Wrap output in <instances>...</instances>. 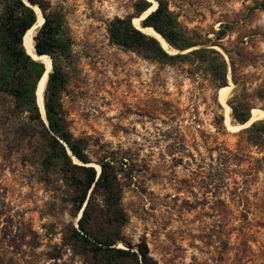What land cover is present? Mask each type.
Wrapping results in <instances>:
<instances>
[{
  "label": "rangeland",
  "instance_id": "rangeland-1",
  "mask_svg": "<svg viewBox=\"0 0 264 264\" xmlns=\"http://www.w3.org/2000/svg\"><path fill=\"white\" fill-rule=\"evenodd\" d=\"M49 1L74 39L68 123L89 141L95 166L108 156L124 169L127 239L146 240L160 264H264V135L246 132L251 123L228 126L219 87L196 64L110 42L109 21L134 12L136 0ZM263 3L169 0L181 27L204 42L232 24L220 47L201 45L235 56L243 82L229 78L228 104L240 95L264 109ZM35 146L27 128L0 119V264H88L64 244L78 217L60 183L40 181Z\"/></svg>",
  "mask_w": 264,
  "mask_h": 264
},
{
  "label": "trees",
  "instance_id": "trees-1",
  "mask_svg": "<svg viewBox=\"0 0 264 264\" xmlns=\"http://www.w3.org/2000/svg\"><path fill=\"white\" fill-rule=\"evenodd\" d=\"M156 1V9L141 24L154 27L177 53H171L157 37L134 24V17L153 5L150 0H136L134 12L109 21L110 42L150 60L196 64L194 70H202L219 88L229 85V68L233 82L237 85L243 82L232 50H227L229 59H226L220 50L201 46L207 41L210 45L220 44L232 24L222 23L215 39L204 42L181 27L169 0ZM29 2L31 5L26 0H0V119L11 125H23L35 138L40 181L60 183L72 215L79 218L77 224L67 225L65 245L88 264H160L146 240L136 244V250L128 248L132 243L123 232L129 221L123 206L124 169L108 156L98 159L100 169L91 164L89 141L76 137L69 126L63 94L70 81L68 67L74 60V39L66 14L49 0ZM34 6L40 7L44 16L34 35L35 49L39 54L49 55L53 64L44 92L46 118L37 98L46 65L25 46V35L38 20ZM229 104L237 122L251 119L252 106L247 99L236 95ZM245 131L257 138L263 136L264 119L254 121ZM69 149L79 161H75ZM120 241L125 246L118 245Z\"/></svg>",
  "mask_w": 264,
  "mask_h": 264
},
{
  "label": "bare ground",
  "instance_id": "bare-ground-1",
  "mask_svg": "<svg viewBox=\"0 0 264 264\" xmlns=\"http://www.w3.org/2000/svg\"><path fill=\"white\" fill-rule=\"evenodd\" d=\"M157 5H158V3L154 0V4L147 11H145L142 14V17H134V24L138 28L142 29L145 33L157 37L162 42V44L164 45L165 48H169L170 44L168 43V41H166L165 38H163V36L161 34H159L154 27H152V26L143 27L141 24L142 19H144L145 16H147L149 14V12L153 11L157 7ZM34 8L37 10L38 20L33 25V27L27 32V34L25 35V46H26L27 50L34 55L35 58H39V60L45 62V64L47 65V68H48V73L42 77V79L40 80V82L38 84V88H37L38 89L37 90L38 101H39V104H40L41 109L43 111L44 92H45V88H46V82H47L48 74H49L50 70L52 69V59L47 55H42L41 57H36L34 54V46H35L34 45V43H35L34 35L36 34V31L38 30V28L44 22V17L41 15L40 9L36 6H34ZM230 77H231V72L229 74V78ZM231 89H232V85L230 84L227 86H223V87L219 88V90H218V100L224 106V109L226 110V114H227L226 123L228 124V126L230 128L240 129V128L247 126L248 124L252 123L253 121H257V119L259 120L261 118H264V109L254 107L252 109V117L248 122L243 123V124L239 123L237 125L232 124V122H231L232 108L227 103V100L229 98V92L231 91ZM75 161H78V160L75 159ZM97 168L100 169L99 166ZM120 246H123V245H120Z\"/></svg>",
  "mask_w": 264,
  "mask_h": 264
},
{
  "label": "water",
  "instance_id": "water-1",
  "mask_svg": "<svg viewBox=\"0 0 264 264\" xmlns=\"http://www.w3.org/2000/svg\"><path fill=\"white\" fill-rule=\"evenodd\" d=\"M150 1H152V0H150ZM26 2L28 3V4H30L31 5V3L29 2V0H26ZM157 3H158V1H156ZM33 6V5H32ZM36 7H38V6H36ZM39 9H40V7H38ZM156 9V8H155ZM154 9V10H155ZM36 10V9H35ZM37 11V10H36ZM40 13H41V15L43 16V13H42V11H41V9H40ZM150 13V12H149ZM44 17V16H43ZM136 17H142V15L141 16H136ZM145 17H147V16H145ZM42 26V25H41ZM40 26V27H41ZM164 38V37H163ZM158 39V38H157ZM34 41H35V39H34ZM215 46H218V47H220V45H215ZM215 46H212V47H214V48H216V49H218V50H220L219 48H217V47H215ZM30 53V52H29ZM175 53H177V52H175ZM33 57H34V55L32 54V53H30ZM34 54H35V56L36 57H41L42 55H44V54H39L37 51H36V49H35V46H34ZM47 56H49V55H47ZM50 57V56H49ZM35 58V57H34ZM51 58V57H50ZM35 59H39V58H35ZM52 59V58H51ZM45 63V62H44ZM46 65V64H45ZM53 70V64H52V69L50 70V72ZM49 72V73H50ZM48 73V68H47V65H46V70H45V72H44V74H43V76L45 75V74H47ZM42 76V77H43ZM48 78H49V74H48ZM48 78H47V82H48ZM42 79V78H41ZM40 79V80H41ZM40 82V81H39ZM47 82H46V85H47ZM38 90V89H37ZM37 98H38V94H37ZM38 103H39V101H38ZM40 105V104H39ZM42 110V109H41ZM43 114H44V117L46 118V112H45V105H43ZM253 123V122H252ZM251 123V124H252ZM241 124H243V123H241ZM69 151H70V149H69ZM70 154L72 155V152L70 151ZM72 156H74V155H72ZM74 158L75 159H77L75 156H74ZM78 160V159H77ZM79 161V160H78ZM93 164V163H92ZM100 166V165H99ZM101 168V167H100ZM82 215V211H81V213L79 214V217ZM79 219V218H78ZM78 219H77V221H78ZM128 248H134L135 250H136V246H133V245H131V246H128Z\"/></svg>",
  "mask_w": 264,
  "mask_h": 264
}]
</instances>
